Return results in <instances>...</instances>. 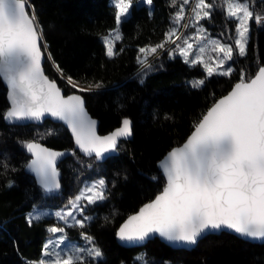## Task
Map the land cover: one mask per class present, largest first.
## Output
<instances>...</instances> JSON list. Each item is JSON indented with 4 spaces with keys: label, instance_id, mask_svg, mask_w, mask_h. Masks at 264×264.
I'll return each instance as SVG.
<instances>
[{
    "label": "snow or ice",
    "instance_id": "1",
    "mask_svg": "<svg viewBox=\"0 0 264 264\" xmlns=\"http://www.w3.org/2000/svg\"><path fill=\"white\" fill-rule=\"evenodd\" d=\"M177 2L170 0V7H175ZM190 2L181 0L171 17L174 26L165 33L163 41L138 49L141 82L154 70L149 56L164 50L166 44L174 45L168 49L170 59L178 55L190 67L200 65L205 71L204 78L188 82L192 88L203 87L213 76L230 77L235 71L229 63H234V54L247 55L250 22L264 25V13L254 7L257 0H213L211 3L194 0L188 22L182 23L185 6ZM133 3L134 0H111L116 27L101 37L109 58L119 54L115 45L123 39L120 25L127 22ZM136 3L151 6L153 0H136ZM260 3L264 5V0ZM215 10L234 22L233 42H222L223 33L221 38H213L199 23L211 20ZM181 28L195 31L185 35ZM42 44L46 49L43 29L30 0H0V82L8 89L9 101L3 119L16 124L51 116L67 125L76 146L86 156L99 161L117 154L120 140L132 136V121L124 118L121 127L111 134L97 135L96 121L86 112L83 97L65 96L57 82L45 75ZM47 58L52 59L50 53ZM53 66L68 85L78 88L77 82L71 76L65 77L58 64L53 62ZM246 75L241 69L232 90L201 115L181 146L172 148L159 161L165 186L154 200L144 204L119 228L117 236L122 242L142 243L158 235L170 242L194 246L206 236L224 231L264 242V65L250 78ZM101 86L89 84L79 90L92 91ZM20 143L33 157L26 167L35 173L42 188L46 192L58 190L56 161L65 153L48 149L35 140ZM0 168L7 171L9 165L6 161L0 162ZM13 183L8 181V187ZM107 187L106 179L101 177L85 182L59 210L50 212L34 206L25 216L29 225L45 216H54L64 227L48 228L50 233L59 235L47 240L39 261L29 264H96L103 260L104 254L93 236L80 232L85 243L80 246L68 243L65 229L85 228L93 220L85 215L86 210L107 200ZM134 261L150 264L146 254L137 255Z\"/></svg>",
    "mask_w": 264,
    "mask_h": 264
},
{
    "label": "trees",
    "instance_id": "2",
    "mask_svg": "<svg viewBox=\"0 0 264 264\" xmlns=\"http://www.w3.org/2000/svg\"><path fill=\"white\" fill-rule=\"evenodd\" d=\"M180 2L175 7H170V0H153L152 7L134 6L127 22L120 25L123 39L115 48L119 54L109 58L101 37L116 27L111 0H30L43 29L47 44L44 50L52 57L46 59L47 73L67 93L84 94L89 111L100 120L101 133L113 130L123 118L130 117L134 121V138L121 141L119 154L105 162L74 152L60 165L61 188L46 192L26 171L31 155L20 141L37 140L53 148L71 149L73 138L62 123L51 120L41 125L8 124L2 115L8 108L6 88L0 82V162L9 165L7 171L0 168V264L38 260L48 226L55 220L45 217L29 225L25 216L38 204L47 208L62 205L85 182L100 177L108 183L107 200L87 209L93 220L85 228H67L73 237L80 236V232L94 237L104 254L96 264H139L134 258L141 251L154 264H264V243H252L226 232L206 236L191 250L172 248L158 238L143 247H125L116 239L122 222L163 189L165 178L158 168L159 160L187 139L201 115L238 82L241 69L250 78L264 65V25L253 21L247 55L234 54L235 71L230 77L213 76L203 87L192 88L188 82L204 78L205 71L200 65L190 67L178 55L170 59L168 49L173 45L160 55L149 56L154 70L141 83L137 76L138 49L165 39V33L174 26L171 17ZM192 2L185 6L190 15ZM254 7L264 13L260 0ZM202 23L215 36L221 38L223 33L225 43L233 42L234 22L226 20L220 10L213 11L211 20ZM53 62L63 69L65 77L71 76L79 85L102 86L92 91L74 89L60 77ZM133 75L136 78L130 79ZM10 180L14 183L8 187Z\"/></svg>",
    "mask_w": 264,
    "mask_h": 264
},
{
    "label": "water",
    "instance_id": "3",
    "mask_svg": "<svg viewBox=\"0 0 264 264\" xmlns=\"http://www.w3.org/2000/svg\"><path fill=\"white\" fill-rule=\"evenodd\" d=\"M42 51H44L45 52V50H44V46H43V44H42ZM46 59H47V55H46V52H45V58H44V60L42 61V64H43V68H44V72H45V75H47L48 77H49V79H52V80H55L56 82H57V84H58V86L62 89V91H63V94L65 95V96H67V95H72V94H76V95H80V96H82L83 97V100H84V108H85V110H86V112L88 113V115L91 117V119H93V120H95L96 121V125H95V130H96V134L97 135H99V136H107V135H109V134H111L113 131H115L117 128H119V127H121V124L119 125V126H117L116 128H114L113 130H111V131H109V132H107V133H101L100 132V120L97 118V117H94L92 114H91V112L89 111V109H88V106H87V100H86V98H85V96H84V94H82L81 92H78V91H74V92H70V93H67L66 91H65V89L63 88V87H61V85L59 84V82H58V80H56L55 78H52L48 73H47V70H46V67H45V63H46ZM136 78V76L135 75H133V76H131L130 77V79H135ZM146 79V76L145 77H143V81ZM142 81V82H143ZM141 82V81H140ZM141 82V83H142ZM4 84V83H3ZM4 86H5V88H6V97H7V92H8V89H7V87H6V85L4 84ZM234 86V85H233ZM232 90V88L225 94V95H227L230 91ZM225 95H223V96H225ZM223 96H221L220 98H222ZM220 98H218V99H220ZM217 99V100H218ZM216 100V101H217ZM7 101H8V98H7ZM215 101V102H216ZM214 102V103H215ZM213 103V104H214ZM8 106H9V101H8ZM125 118H128V119H130L131 121H132V136L131 137H129L127 140H124V141H129V140H132L133 138H134V121H133V119L132 118H130V117H125ZM124 119V118H123ZM46 120H51V121H53V122H57V123H62L65 127H66V129L69 131V133L71 134V136H72V138H73V141H74V137H73V135H72V133H71V131H70V129L67 127V125L64 123V122H62V121H59V120H57V119H55V118H52L51 116H45V118L44 119H42L41 121H23V122H17L16 124H11V125H21V126H27V125H32V124H34V125H41V124H43ZM8 123V122H7ZM122 123V122H121ZM9 124V123H8ZM192 133V132H191ZM191 135V134H190ZM189 135V136H190ZM188 136V137H189ZM187 137V138H188ZM187 140V139H186ZM185 140V141H186ZM35 141H37V140H35ZM121 141H123V140H120V142ZM185 141H183L181 144H179V145H177V146H175V147H179V146H181ZM38 143H40V144H42L44 147H46V148H48V149H51V150H53V151H56V152H62V153H65V155L64 156H61V157H58L57 158V161H56V167H57V170H58V172H59V177H58V179H59V183H60V188H61V185H62V176H63V174H62V171H61V168H60V165H61V163H62V161H64L66 158H68L70 155H72L74 152H79V154H81L82 156H85V157H88V156H86L83 152H81L79 149H78V147L76 146V144H75V141H74V147L73 148H71V149H58V148H53V147H51V146H49V145H47L46 143H44V142H41V141H37ZM120 142H119V144H120ZM119 146V145H118ZM174 148V147H173ZM172 149V148H171ZM170 149V150H171ZM169 150V151H170ZM168 151V152H169ZM167 152V153H168ZM167 153L159 160V161H161L162 159H164L165 158V156L167 155ZM30 154V153H29ZM119 154V152L117 153V154H113L112 156H117ZM31 155V154H30ZM111 156V157H112ZM33 157H32V155H31V159H32ZM110 158V157H109ZM30 159V160H31ZM108 158H106V159H104V160H97L98 162H105L106 160H107ZM29 160V161H30ZM28 164V163H27ZM26 164V165H27ZM157 165H158V168H159V162L157 163ZM25 169H26V171L30 174V175H32L34 178H35V180L37 181V183L40 185V183H39V181H38V177L35 175V173H33V172H31L27 167H25ZM159 170L161 171V169L159 168ZM161 173H162V175L164 176V174H163V172L161 171ZM165 178V177H164ZM164 186H165V184H164ZM59 188V189H60ZM164 188V187H163ZM58 189V190H59ZM163 190V189H162ZM161 190V191H162ZM55 191H57V190H55ZM160 191V192H161ZM159 192V193H160ZM158 193V194H159ZM157 194V195H158ZM156 195V196H157ZM155 196V197H156ZM155 198H153L152 200H154ZM152 200H150V201H148V202H146V203H149V202H151ZM145 203V204H146ZM144 205V204H143ZM142 205V206H143ZM141 206V207H142ZM140 207V208H141ZM140 208H139V210H140ZM139 210H137L136 212H134V213H132L131 215H135ZM131 215H129V216H131ZM128 216V217H129ZM127 217V218H128ZM127 218L122 222V224L119 226V228L124 224V222L127 220ZM119 228H118V230H119ZM118 230H117V232H118ZM224 232H226V233H230V232H227V231H224ZM224 232H222V233H224ZM218 234H221V233H218ZM230 234H233V235H235V236H237V234H235V233H230ZM238 237V236H237ZM155 238H158L160 241H162L163 243H165L166 245H168V246H170V247H172V248H175V249H187V250H191V249H193V248H195L197 245H194V246H188V245H183L182 243H180V242H170V241H167V240H165V239H163V238H160L158 235H156V236H154V237H152V238H150V239H147V240H145L144 242H142V243H139V242H122L119 238H118V236H117V233H116V239H117V242L120 244V245H122V246H125V247H143L144 245H146L150 240H153V239H155ZM240 238V237H239ZM241 239H243V240H246V241H249V242H252V243H257V244H262V243H264V242H261V241H256V240H249V239H245V238H241ZM202 240V239H201ZM199 242H200V240H199ZM198 242V243H199Z\"/></svg>",
    "mask_w": 264,
    "mask_h": 264
},
{
    "label": "rangeland",
    "instance_id": "4",
    "mask_svg": "<svg viewBox=\"0 0 264 264\" xmlns=\"http://www.w3.org/2000/svg\"><path fill=\"white\" fill-rule=\"evenodd\" d=\"M140 5H142V4H137L136 3V0H134V3H133V7L134 6H140ZM132 7V8H133ZM150 7H152V5L150 6ZM192 7H194V0H193V2H192ZM132 8L129 10L130 12H131V10H132ZM190 12L187 10V8H185V20L182 22V23H186V22H188V20H189V18H190ZM200 24H202L203 26H204V28L205 29H207V31H208V33L213 37V38H220V37H218V36H215V35H213V34H211V31L202 23V20L199 22ZM191 30L188 32V29H184V28H181L180 29V31H182L185 35H190L192 32H194L195 31V29L194 28H190ZM250 29H251V22H250ZM249 36H250V33H249ZM174 39H175V37H174ZM249 41V40H248ZM222 42H225L224 40H223V38H222ZM173 45H171V44H169L168 46H165V49L164 50H159V51H157V53H156V56L157 55H160L163 51H165L166 49H168V48H170V47H172ZM247 47H248V44H247ZM115 48H116V45H115ZM206 59L208 58L207 56L205 57ZM151 61H152V58H149V62L151 63ZM229 63H231V66L235 69V64L233 63V62H229ZM225 67H227V65H225ZM140 72V68H139V70H138V72H137V76L138 77H140V79H141V76L140 75H138V73ZM197 79H202L201 77H195V78H192L190 81H193V80H197ZM78 88H86V87H84V86H82V85H79L78 84ZM101 178V177H100ZM97 179H99V178H97ZM94 180H96V179H94ZM90 181H93V180H90ZM72 198V197H71ZM69 201V200H68ZM68 201H66L65 203H63L62 205H60V206H58V207H56V208H47V207H45V205H43V204H38L37 206H36V208H38V209H44V210H46V211H50V212H54V211H56V210H59V209H61V208H63L65 205H67V203H68ZM32 212V211H31ZM85 215H88V216H91L88 212H87V210H86V212H85ZM45 217H49V218H52V219H54L55 221H54V223H52V224H50L49 226H48V228H50V227H52V226H55V227H64V224H63V222H59V221H57V219L54 217V216H45ZM79 218V217H78ZM65 231H66V233H67V237H68V243H77V244H79L80 246H85V243H84V241L80 238V236H78V237H73L70 233H69V231L67 230V228L65 229ZM54 235H59V234H52V233H48V237H47V240L48 239H50V238H52ZM47 240H46V242H47ZM45 242V243H46ZM97 245V244H96ZM98 246V245H97ZM140 254H144L143 253V251H141V252H139L138 253V255H140ZM41 259V257L38 259V260H36V261H39ZM148 259V258H147ZM149 260V259H148ZM150 261V260H149ZM167 262V264H175V263H173V262H169V261H166ZM150 264H154L153 263V261L151 260L150 261ZM155 264H157V263H155ZM162 264H165V262H163Z\"/></svg>",
    "mask_w": 264,
    "mask_h": 264
}]
</instances>
